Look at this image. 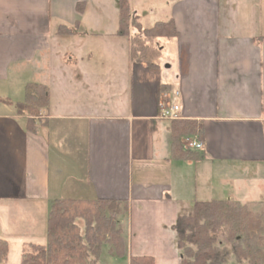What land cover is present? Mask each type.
<instances>
[{
    "label": "crops",
    "instance_id": "obj_1",
    "mask_svg": "<svg viewBox=\"0 0 264 264\" xmlns=\"http://www.w3.org/2000/svg\"><path fill=\"white\" fill-rule=\"evenodd\" d=\"M113 1L0 0V203L13 208L8 218L0 213V238L9 247L12 234L47 239L57 199L118 200L129 206L121 222L128 259L181 264L173 227L179 205L196 201L187 198L193 161L249 178L204 201L255 205L253 212L264 204L262 15L257 0H174L168 19L178 35L161 49L175 58L150 69L131 60L119 20L114 34L106 30L112 21L102 10ZM90 6L100 20L85 18ZM60 26L74 34H58ZM112 39L128 40L124 51L116 48L126 55L124 81L105 53ZM30 83L49 91L35 133L19 111ZM174 91L180 119L197 123L203 151L174 150L172 121L159 118L161 97Z\"/></svg>",
    "mask_w": 264,
    "mask_h": 264
},
{
    "label": "trees",
    "instance_id": "obj_2",
    "mask_svg": "<svg viewBox=\"0 0 264 264\" xmlns=\"http://www.w3.org/2000/svg\"><path fill=\"white\" fill-rule=\"evenodd\" d=\"M130 4L131 0H118L117 35L129 40L133 62L157 68L162 45L178 35L174 22L159 21L153 27L143 28L132 17ZM81 6H77L80 12ZM132 29H136L135 33H131ZM58 34L72 35L74 30L60 26ZM49 106L47 86L26 85L19 111L30 113L25 119L28 131H37L36 119H41ZM199 133L194 121H172L174 150L187 154L183 140ZM128 208L127 202L118 200L53 201L47 220V244L24 246L20 264H103L99 257L104 245H110L113 257L128 258L121 224V216ZM173 229L181 264H264V204L257 212L231 200L180 204ZM9 253L8 241L0 238V264H7ZM129 264L155 261L152 257H132Z\"/></svg>",
    "mask_w": 264,
    "mask_h": 264
},
{
    "label": "rangeland",
    "instance_id": "obj_3",
    "mask_svg": "<svg viewBox=\"0 0 264 264\" xmlns=\"http://www.w3.org/2000/svg\"><path fill=\"white\" fill-rule=\"evenodd\" d=\"M173 1L174 0H134V2L130 4L131 11H132L131 13L132 17H134L137 21H142L141 24L143 28L153 27L159 21L169 20L168 16L170 14V9H171V5ZM257 3H258L257 11L261 13L262 15L261 22L264 25V2L262 3V0L261 1L257 0ZM98 6L99 4L94 2L95 10L97 9ZM94 12L95 11H94L93 6H90V8H87V10H85V15H86L85 18L88 19L89 21L100 20V17L98 18L95 17L96 14ZM118 12H119V9H118L117 0L113 1L110 9H107L106 11L102 10V13L106 15V18L112 21L111 25L106 28V30L108 32H112V34H114L118 28V20H119ZM110 41L113 42L112 43L113 46L110 47L111 48L110 50L109 49L105 50V53L107 52L106 54L110 55V57L113 60L112 61L113 67L115 68L116 74H119L117 76L118 77L117 79L122 80L123 78V81H124L125 77L124 75H122V70L124 69V60H125L126 55L124 52L121 53L120 50L118 51V49L116 48H121L124 51L129 46L128 40L127 39H121V40L112 39ZM168 42H165L163 44V48L167 46ZM110 53L111 54L114 53V54L111 56ZM174 56H175V51L171 52L170 50H164L163 53L161 52L159 56L158 65L159 64L161 65L164 61L167 62V59L173 61V59L175 58ZM171 66H172V71H174L175 65H171ZM146 67L150 68L148 66ZM169 68H170L169 64L162 65V69L165 72H169ZM150 69H153V68H150ZM25 114L30 116V113L28 111H25ZM170 156L173 157L171 151H170ZM208 168L209 167L207 165H203V164L200 165L198 161L192 162V167L189 172L191 173V183L189 184L191 185L192 191L187 196V198H190L196 201H204L206 198L207 200H209L210 198H212V194L218 191L220 188H221V191H223L224 188L226 189L230 181H238V179H241L242 181H245V182L249 181V178L247 175L241 178H238V176H236L237 168H235V170H232V169L220 170L219 169L220 173H217L219 172L217 169L216 171H214ZM192 169H193V172H191ZM195 170H196V173H195ZM246 174L249 175L251 173L246 172ZM196 175L198 176V181L195 182L194 178ZM232 175H234L235 177ZM204 193H206V195H204ZM262 200L264 201V199ZM11 205L10 203H0V213L2 214L3 217L8 218L9 211L13 209L10 207ZM15 206L17 208L16 210L19 212H23L25 210L23 206L20 209L19 204H15ZM254 207L255 205L249 208H251L250 210H253V211L257 210V209H253ZM258 209H259V205H258ZM124 215L125 214L121 216V222L124 221ZM124 226L125 224L124 225L122 224V227ZM6 228H7V225H6ZM123 234H124V230H123ZM4 236H9V235H4ZM30 241L35 244H41V245L47 244L46 236L43 237V239L36 240L32 238L30 239L27 235L12 234L9 239L10 253H9V259H8L7 264H20L21 254L24 248L23 246H26L27 244H29ZM23 244H26V245H23ZM109 249H110V245H104L102 247V252L99 257L100 262H102L103 264H129V261H128L129 259L127 257L126 258L112 257L109 253Z\"/></svg>",
    "mask_w": 264,
    "mask_h": 264
},
{
    "label": "built area",
    "instance_id": "obj_4",
    "mask_svg": "<svg viewBox=\"0 0 264 264\" xmlns=\"http://www.w3.org/2000/svg\"><path fill=\"white\" fill-rule=\"evenodd\" d=\"M179 96L180 93L178 91H174L173 95L171 93H164V95L159 101L160 119L169 121H175L180 119V105L178 102L173 101L174 99H178ZM184 146L188 150H194L199 152L204 150L203 142L196 135L186 138L184 140Z\"/></svg>",
    "mask_w": 264,
    "mask_h": 264
}]
</instances>
